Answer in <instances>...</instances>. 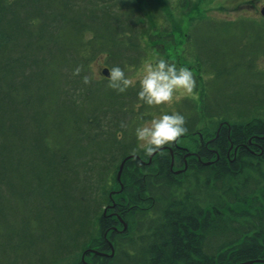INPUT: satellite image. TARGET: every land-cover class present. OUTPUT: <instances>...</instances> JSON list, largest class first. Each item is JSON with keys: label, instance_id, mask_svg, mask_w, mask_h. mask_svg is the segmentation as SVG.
I'll use <instances>...</instances> for the list:
<instances>
[{"label": "trees", "instance_id": "trees-1", "mask_svg": "<svg viewBox=\"0 0 264 264\" xmlns=\"http://www.w3.org/2000/svg\"><path fill=\"white\" fill-rule=\"evenodd\" d=\"M111 1L0 0V220L5 222L1 255L12 235L18 243L37 244L40 219L32 225L36 234L27 219L21 229L12 223V214L27 208L44 218L48 264H87L78 254L92 246L99 251L90 255L92 264H235L264 259V113L258 115L264 111V70L252 75L251 66H243L254 60L257 65L259 54H264V43L255 33L264 21L257 26L206 14L191 20L194 55L199 63L216 66V76L201 90L196 81L194 97L178 101L175 113L186 118V134H200L201 140L186 155L177 139L151 157L138 148L136 128L152 116L151 106L138 99L139 89L119 93L92 76L91 83L83 82L91 49L96 48L84 44V34L92 33V39L102 43L100 51H108L110 68L127 71L146 59V46L125 32L140 30L132 2L121 0L113 8L110 4L116 0ZM174 17L169 19L171 27ZM147 19L142 17L143 22ZM152 30L146 31L150 40ZM225 34L231 37L224 39ZM129 51H137V56L124 61ZM241 70L251 78L244 87ZM204 121L211 128L198 130ZM122 123L127 127L122 129ZM121 131L123 139H117ZM33 154H38L41 187L22 194L35 184L38 166L29 165L23 177L8 176L12 170L7 160L12 155L29 160ZM88 154L95 158L87 168L95 181L89 186L80 182L89 191L77 195L87 211L84 221L75 215L73 202V194L83 186L73 187L69 171L78 172L72 166L79 170V158L83 163ZM126 156L130 158L118 181L117 168ZM16 199L23 200L22 206ZM77 222L83 227L81 236L74 235ZM7 261L13 264L16 258Z\"/></svg>", "mask_w": 264, "mask_h": 264}, {"label": "rangeland", "instance_id": "rangeland-1", "mask_svg": "<svg viewBox=\"0 0 264 264\" xmlns=\"http://www.w3.org/2000/svg\"><path fill=\"white\" fill-rule=\"evenodd\" d=\"M129 1H131L132 6H134L133 11L136 17V23L139 26L138 30L139 29L140 30L137 33L136 32L133 33L130 29H127L125 32L129 31L131 33L129 36L130 39L134 40L135 42L138 41L139 43L141 41V44L143 46H146L147 48V56H146L145 61H143L138 66V68L133 66V67L128 68L127 71H125L126 75L129 78H132L137 81L134 87L139 90H140V86H139L138 81H139L140 76L143 73V65L147 62L155 63L156 61H158V59H161V58L169 62H174L178 67L185 66V67H188L190 70H192L196 78V81L199 83L200 90L203 87V83L205 84L206 82L211 81L212 78L216 76L215 74L216 66L205 64V61L203 63H199L193 52V50L195 49L194 44L193 42L191 43V41H189L190 33H191L190 23H191V20L194 19L195 17H198L202 14H206L210 18L214 17L218 19L219 21H224V20L235 21V20L240 19V21L246 22L248 20L247 21L248 24H256L257 26L260 22L264 21V17L262 16L261 11H260V8L264 5V0H129ZM110 2L112 1L110 0ZM120 2L121 0H116V2L111 3L110 5L113 8H115L114 6L120 4ZM112 4H114V6ZM137 9L139 10L136 12ZM120 15L124 17V15H122V12H120ZM144 16L148 17L147 19L148 21H145V22L142 21V17ZM172 16H175L174 18H177L175 21H173L174 22L172 25L173 27L169 26V19ZM196 19L197 18H195L193 21H195ZM151 28H153L152 30L153 35L150 38L152 39V37L154 36L153 40H150L147 37L150 30L148 33H146V31ZM75 31L77 32V30ZM104 31H106L105 28H104ZM255 33L261 39L262 43H264V39H262L261 37L264 34V27L262 29L257 28V31ZM89 34H91L92 36V33H87L86 35L85 34L83 35L85 38L84 44H89V42H91L92 44L96 46V48L91 49L93 52L92 53L93 56L91 60L87 62L88 65H87V70L85 72L86 74L85 76H88V77L92 76L93 80L94 81L96 80L97 82L99 81L100 84H102L101 81H104L105 83L102 84V86L107 87L109 84V79L105 80V78L106 77L109 78V76H105L104 73L102 72H103V69L107 67L110 73L109 63L111 62V58L109 56L108 51H103V52L100 51V49H103V47L101 46L102 43H99L98 41L93 40V39L91 40L86 39V37ZM235 34L239 35L238 33H235ZM247 34L248 33H246L245 37H247ZM142 36H145L147 38L145 39ZM223 36H224V39L225 37L226 39H229V37H231V34H229V36H226V34ZM245 40H246L245 38L242 39V41H245ZM225 44H227L226 40H225L224 45ZM127 53L128 55L124 56V61H127V59H130V58L131 59L134 57L136 58L137 56L136 55L137 51H129ZM105 54L107 56V59H104ZM242 54H243L242 52H239L238 55L241 57ZM114 58L116 57H113L112 59ZM101 60H103V63H100ZM255 61L256 60H254V64L245 62V64L243 65L244 67H247V68L251 66L250 70H252V75L253 74L258 75L259 70H264V54H259V57L257 59V65H255ZM132 63H134V61H132ZM79 66H82V63L78 64V67ZM200 66L202 67L200 68ZM113 67H116V66H113ZM238 76L241 79L243 87L248 84L249 79L251 80V78L245 77L243 70L239 71ZM222 81L226 84L228 83L226 82L225 79H222ZM227 88H230V87L228 86L223 87V89H227ZM194 93L195 91L193 92L192 95H187V94H181V92L178 91L174 94V98L171 103L159 105V106H151L150 111H151L152 116L150 117V119L144 120L140 126H142L146 122L151 121L153 118H159L163 114L175 113L177 109L178 101L182 102L187 97H194ZM201 95L202 93H199L198 98ZM134 99L136 100V98ZM136 102L139 105L142 104V102H138L137 100ZM262 113H264V111H261L260 113L258 112V115ZM2 114L3 113H1V115ZM12 124L14 123L12 122ZM207 127L208 129L211 128V124L204 121L203 124L198 127L199 128L198 130L202 131L206 129ZM34 132L36 133V131ZM34 139L36 141V135L34 136ZM200 140H201L200 134H197V133L196 135L195 134H185L178 138L177 145L180 146V151L184 152L186 155L188 154V152L194 151V149L197 147V144L200 142ZM13 152H14L13 155L16 157L17 149H14ZM106 152H107V149H106ZM13 155L12 157L8 159L10 161L7 160L8 166L12 170V172H7L8 176H12V174L13 175L16 174V175H21L23 177L24 176L23 173L28 169L29 165L35 164L36 166H38V168L34 169L35 175H36L35 184H33L32 186L31 185L26 186L20 192L24 194L26 189L40 188L41 185H40V180H39L40 174H39V164H38V156H37L38 154H33V156L30 155L29 160H27L28 156H27V159H25L26 157L23 158L24 156L23 155L20 161L15 159ZM186 158L187 157H185V160ZM173 159L174 161L179 162L177 158H173ZM82 161L83 163L81 162V159L79 158V161H78L79 170H78V167L72 166V168L78 172L69 171L72 177L71 178L72 185L74 184L75 186H77L79 184L83 186L80 183V182H83V183H86L87 186H89V182L92 184L95 181V179L90 174L88 175L90 168L87 169L90 164L92 165V163L95 162V158H90L88 154L87 156H83ZM186 164H187V161H185L184 168L186 167ZM119 167L117 168V173L119 172ZM123 167L124 165L121 168V175H122ZM48 172L50 171L43 172L42 170V172L40 173L47 174ZM33 181L31 182V184L33 183ZM13 184L17 186L15 182ZM5 189L7 192L6 195L7 197H9V191L7 190V188ZM85 190L86 189L83 186L81 190L76 191L73 194V202L77 206L74 210L75 215L77 214V216L79 217L81 215L82 217L81 220H84V221H86L85 215L87 211L85 207L81 208V205L78 204L77 195L80 198L83 195L82 191H85ZM10 196L11 198L13 197L11 191H10ZM260 199H262V197ZM16 201H20L18 204V207L22 206L21 205L23 204V202H21L23 201L22 199H16ZM255 201L258 202L257 197H255ZM59 203L60 205H62V199H60ZM66 206H68V204H66ZM26 209L27 208H24L22 210H19V212L12 214V217H15L12 223L14 226H17L15 227L16 230L17 228L21 229L23 224H27L25 223V220L27 219L26 221H29L32 223L31 230H33L36 234V231L32 229V225L36 224L34 219H38V220L40 219L42 230L37 232L39 234V239L37 241V244L31 246L28 244V242L18 243L16 242L17 236L13 237L12 235L11 237L12 243L9 244V246L8 245L5 246V251H4L3 256L0 253L2 257V258L0 257V261H2L0 262V264H12V262L7 261L8 258H10L11 261H13V258H16V262L13 264H48L47 251H46V240H45V229H44V218L39 216L37 213L35 214L30 211L28 212ZM68 212L69 210L66 209V213ZM80 223L81 222H77L76 224V230L74 233L75 236L78 234L79 236H81L83 234V232L81 231L83 227H81ZM4 224L5 222H2L0 220V235H2V232H3L2 229H3ZM71 227L73 229L72 231L74 232L73 226ZM68 233L69 232H66V236ZM62 234H63V231H62ZM16 243L20 245H16ZM28 248H30L29 251H28ZM91 248L97 249L94 246H92ZM82 253L83 252L81 250V253L78 254V256L81 257V260H83L81 256ZM29 254H31L32 258L30 257ZM93 254L94 252L92 251V253L87 254L88 256L85 255L84 259L86 261H91L90 255H93ZM74 256H72L71 258H73Z\"/></svg>", "mask_w": 264, "mask_h": 264}, {"label": "clouds", "instance_id": "clouds-1", "mask_svg": "<svg viewBox=\"0 0 264 264\" xmlns=\"http://www.w3.org/2000/svg\"><path fill=\"white\" fill-rule=\"evenodd\" d=\"M86 39H92L89 34ZM104 59H107L105 54ZM103 63V60L100 61ZM109 84L113 90L124 93L128 88L134 87L136 80L129 78L124 69L119 66L109 69ZM81 68L77 67L74 74L79 75ZM85 84L91 83L88 76L83 78ZM140 90L138 99L149 106L169 104L174 94L192 95L197 82L192 70L177 65L165 59H158L155 63L147 62L143 65V73L139 78ZM186 118L180 113L163 114L153 118L136 128L138 148L148 156L160 150L164 145L175 142L180 136L187 133ZM127 127L124 123L121 128ZM117 139H123V132L117 134Z\"/></svg>", "mask_w": 264, "mask_h": 264}, {"label": "water", "instance_id": "water-1", "mask_svg": "<svg viewBox=\"0 0 264 264\" xmlns=\"http://www.w3.org/2000/svg\"><path fill=\"white\" fill-rule=\"evenodd\" d=\"M260 11H261V14L264 16V5L260 8ZM102 73H104L105 76H109V75H110V73H109L107 67L103 69V72H102ZM126 158H128V157H125V158L123 159V161L121 162V165H120V168H119V173H118V180L120 179V176H121V168H122V166L124 165L125 161L127 160ZM92 251H93V252H96V250L91 249V248L85 250V252H83V256H84L86 253H88V252L90 253V252H92ZM82 258H83V257H82ZM258 261H260V262H264V259L257 258V260H246V261L238 262V263H235V264H251L252 262L257 263Z\"/></svg>", "mask_w": 264, "mask_h": 264}, {"label": "flooded vegetation", "instance_id": "flooded-vegetation-1", "mask_svg": "<svg viewBox=\"0 0 264 264\" xmlns=\"http://www.w3.org/2000/svg\"><path fill=\"white\" fill-rule=\"evenodd\" d=\"M255 144H256V146H259V143L256 142ZM236 149H237V148H236ZM254 150H255V149H254ZM235 152H236V151H234V153H235ZM172 154H173V152H172Z\"/></svg>", "mask_w": 264, "mask_h": 264}]
</instances>
